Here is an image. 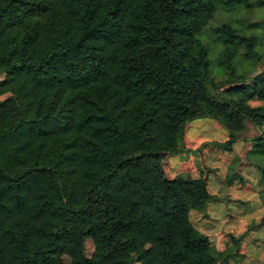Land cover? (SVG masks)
<instances>
[{
    "label": "trees",
    "instance_id": "1",
    "mask_svg": "<svg viewBox=\"0 0 264 264\" xmlns=\"http://www.w3.org/2000/svg\"><path fill=\"white\" fill-rule=\"evenodd\" d=\"M222 7L253 3L0 0V264L244 260V236L218 251L189 220L215 200L203 173L165 171L192 121L224 130L202 148L226 153L250 125L264 196V51L229 23L211 29L223 72L211 78L200 37Z\"/></svg>",
    "mask_w": 264,
    "mask_h": 264
},
{
    "label": "rangeland",
    "instance_id": "2",
    "mask_svg": "<svg viewBox=\"0 0 264 264\" xmlns=\"http://www.w3.org/2000/svg\"><path fill=\"white\" fill-rule=\"evenodd\" d=\"M253 3V7L250 9H244V8H238L234 11L226 10V8H221L220 11L216 14L213 21L210 23V25L203 31L202 36L200 39L202 40L205 47L208 48L210 51V54L208 56V61L210 63V71H211V78L215 80H220L223 76L222 70L217 66V56L220 51L219 47L215 46L213 44L214 35L211 31V29L215 27L221 26L223 23H229L233 26H236L237 28H240L245 31L248 35H256L261 39L260 46L258 50L260 52L264 51V9L257 8L254 6L256 4L257 0H250ZM253 27V28H252ZM262 69V65H259L258 70ZM252 106L260 105V103H251ZM214 126L217 128L218 125L209 119H197L192 121L186 131H185V139H184V150L176 155H171L166 158L165 163L167 162V165L165 166L166 171L171 170L172 172H175L178 176L186 179V180H192L194 177V173H198L199 171H202L204 175L208 177V174L212 175V177L216 179L221 178V173L213 172L211 169L212 162L214 157L216 155H219L220 152H222L220 149L217 148H204L202 150H199L201 158L198 156L196 150H194V147L198 143V138L201 137L205 132L209 131L210 129H214ZM248 128V135L245 139H248L247 143L250 145L253 143L252 141L258 136L257 130L254 131L252 134V131L250 130L249 126ZM222 130V129H221ZM221 130H214V137L216 139H220L222 137ZM250 133L252 134L251 136ZM245 142H240L237 145H235L233 152L230 154L232 158L238 157L239 149L243 146ZM206 149V153H204ZM212 150V151H210ZM211 152V153H210ZM247 154V153H246ZM246 161L245 163L251 167L254 171H250L251 176L249 178V184L248 188L252 191L251 201H249L246 204H235L230 205V209L233 211L234 214H237L239 217V213L242 218H245L246 221H248L249 231L247 232V243L244 247V260L239 264H264V247L263 249H260V247H254L253 240L256 238H259L262 242L264 238V222H257L254 219L255 218H262L264 217V196L261 193V186L259 184V172L256 170V168L251 164L253 159L250 156L245 155ZM241 162V159L239 160V163ZM239 163L234 168V171H232L231 174H239ZM217 166V165H216ZM220 166V167H219ZM218 167L221 168L220 172H224V164L220 165L218 164ZM246 170V169H245ZM225 181L227 180V170L225 171ZM197 175V174H196ZM203 175V176H204ZM223 175V174H222ZM240 175V174H239ZM205 177V176H204ZM241 181L236 179L238 184L243 183V188H246L245 186V180L240 175ZM211 179V177H208ZM212 187H214V184H211ZM209 186V184H208ZM247 189V188H246ZM210 192H212V189L209 186ZM223 196H219L220 201L222 200ZM215 205L213 203H209L208 207ZM217 207L219 208L218 213L216 214L215 219L223 220V216L226 214L227 211V205L217 203ZM208 209V208H207ZM205 213V212H204ZM218 215V217H217ZM199 217L198 212H190L189 214V220L192 223V225L199 231L202 230L201 227L205 226L204 222H197L196 218ZM211 225H214V223H211ZM207 226V225H206ZM215 226H218L216 229L209 230L210 233H213L214 231L220 230V224H216ZM226 231V227L222 229ZM200 232V231H199ZM206 236V235H205ZM208 236V235H207ZM206 236V237H207ZM212 237H208L209 240H211ZM85 252L87 257H90L93 253V246L92 242L90 240H86L85 242ZM249 258L248 260L245 259V257ZM258 261V262H257ZM230 263H234V261H231Z\"/></svg>",
    "mask_w": 264,
    "mask_h": 264
},
{
    "label": "crops",
    "instance_id": "3",
    "mask_svg": "<svg viewBox=\"0 0 264 264\" xmlns=\"http://www.w3.org/2000/svg\"><path fill=\"white\" fill-rule=\"evenodd\" d=\"M248 126H249V128L253 134L255 130L250 125H248ZM214 130H216V131L221 130V128L219 126L217 128L214 126V129H210L209 131L205 132V134H203L201 137L198 138V143L194 147V150H196L198 156L200 154L199 150L204 149V148H202L203 145L212 144V143H224L228 140V135L224 130L219 131V132H221L222 137L220 139H216L214 137L215 135L213 133ZM246 130H247L246 132L248 135V132H249L248 128ZM252 134L250 133L249 136H251ZM263 140H264V136H263ZM240 142H242V141H238L235 145H237ZM205 148L207 149L208 147H205ZM206 149H205L204 153L207 152ZM249 150H250V144L245 142L243 144V146L239 149V152H238V158L241 159V162L239 163L238 172L244 178L245 183H246L245 186L247 189L243 188V186H242L244 182H242V184L241 183L238 184L236 182L237 180L234 179L232 181V183L230 185H228L224 179L225 173H226L225 171L228 169L229 165L231 164V162L234 159L230 156L231 153H226V152L222 151L219 153V155H216V157H214V159H213V162H212L213 169H211V171H213V172L218 171L219 173H221L220 179H216V178L212 177V175L208 174V177H211V179H209L206 175L203 174L207 178V190H208L209 194L211 196L215 197V200H213L209 203H213L215 205H212L210 207H208V205H207L208 209L206 208L205 213H199V217L196 218L197 219L196 223L198 221L205 223V226L201 227L202 230H199V231L203 235H206V236L208 235L207 237H212L211 240H209V241L211 244H213L215 246V248L218 251L223 250V248L225 247V244L227 241L226 236L228 234L232 235L235 238L244 236L243 242H242V249H241V253L244 255V247L247 243V238H248V236L246 234L249 231L248 221H246L245 218H242L240 216V215H242L241 213H239V217L237 216V214H234L233 211L230 209V205L246 204L249 201H251L250 195L252 194V191L248 188V184H249V178L248 177L251 176L250 171H254V170L245 163V161H246L245 155ZM210 151H212V150H210ZM201 156L204 157L203 155H200L199 157L201 158ZM218 164H220V165L224 164V172L223 171L220 172L221 168H219L220 166L218 167ZM169 165L170 164L167 165V162L165 163V166H169ZM165 171H166V169H165ZM200 172L203 173L202 171H199L198 173H194L193 179H197L199 177ZM166 173H167L169 178H174V177L178 176L175 172H172L171 170H169V168H168V171H166ZM239 174H237V175L240 176ZM208 184H209L210 188L212 189V192H210ZM211 184H214V187H212ZM219 196H223L221 201L219 199H216V198H219ZM217 203L227 205L226 214L222 217L223 220H221L220 218H219V220L215 219L216 214L218 213V210H219V208L217 207ZM217 217H218V215H217ZM254 220L257 222H259V221L264 222V217L255 218ZM211 223H214V225H211ZM216 224H220V227H221L220 230L214 231L213 233H210L209 230H212L213 228L216 229L218 227V226H215ZM225 227L227 230L226 231L222 230ZM253 243H254V247H256V248L260 247V249H263L264 238H263L262 242L259 238H256L253 240ZM245 259L248 260L249 258H247V256H246ZM229 264H233V263H229ZM245 264H249V263H245ZM255 264H257V263H255Z\"/></svg>",
    "mask_w": 264,
    "mask_h": 264
}]
</instances>
